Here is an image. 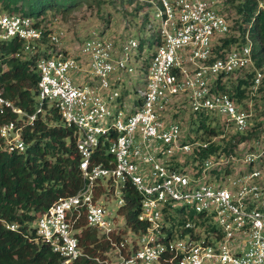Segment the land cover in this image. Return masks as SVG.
Listing matches in <instances>:
<instances>
[{
	"label": "built area",
	"instance_id": "1",
	"mask_svg": "<svg viewBox=\"0 0 264 264\" xmlns=\"http://www.w3.org/2000/svg\"><path fill=\"white\" fill-rule=\"evenodd\" d=\"M134 3L153 13L158 43L153 42L142 69L144 87L136 88L126 111L119 82L134 71L133 59H140L146 38L139 47V39L130 35L90 28L76 53L64 54L44 47L42 29L31 17L0 11V42L20 41L13 56H35L38 75L30 114L0 90V114L17 115L0 124V149L23 153L22 126L31 125L45 105L72 128L78 155V189L53 201L24 236L46 244L62 263L89 258L78 244L81 230L89 228L109 244L102 257H92L98 264H264V135L232 139L229 152L221 150L224 143L207 156L198 152L253 126V99L264 73L255 66L248 31L241 42L219 49L230 32L219 0ZM65 36L55 27L46 40L58 45ZM230 78L248 81L245 96L237 100L219 89ZM187 110L192 117L217 119L220 131L187 132ZM127 187L138 196L135 218L142 227L137 230L118 213ZM111 196L114 213L107 207ZM4 227L18 229L14 223Z\"/></svg>",
	"mask_w": 264,
	"mask_h": 264
},
{
	"label": "trees",
	"instance_id": "2",
	"mask_svg": "<svg viewBox=\"0 0 264 264\" xmlns=\"http://www.w3.org/2000/svg\"><path fill=\"white\" fill-rule=\"evenodd\" d=\"M90 1L97 6L103 2V0H0V9L7 13H20L31 17L34 25L41 27L42 43L49 49L54 45L47 42L46 35L55 27L48 28V26L40 25L46 13H65L83 2L90 5ZM110 1L116 2V0ZM117 1L126 6H132L135 13L142 10V6L138 3L132 4V0ZM219 1V11L224 14L222 6L225 3L224 8H226L229 0ZM233 2L235 3L231 6L239 15V20L235 21L234 27L229 29L236 30V34L229 32L221 39V46L218 48L227 50L233 43L241 42L247 30L255 66L261 68L264 73V0H261L263 8H257L255 0H233ZM146 19L147 15L142 14L140 24ZM109 25L108 20L98 27L104 31L109 28ZM145 40L148 41L147 46H151L154 41L158 43L157 36L152 34ZM138 42L141 47L143 38H139ZM20 49L21 42L17 39L0 42V90L1 95L17 109L30 114L35 108L38 75L35 71V56L28 58L13 56ZM143 62L142 69L147 64L145 60ZM245 74L248 80L251 75ZM247 80L238 78L230 81L227 87L220 85L219 89L237 97L238 100L245 96ZM262 84L263 86L258 88L257 96L253 99V107L256 111L253 126L245 134L231 135L226 141L218 140L220 144L214 141L204 149L198 148L201 157L213 153L221 147L222 143L224 144L221 150L229 152L232 139L236 142L243 139L252 141L264 135V78ZM43 108L44 113L37 114L31 125L22 126L21 136L25 143L23 153L6 152L0 149V264H98L92 257H102V253L109 248V244L101 237H97L93 229H82L78 237V244L82 246L89 258L78 257L68 263H62L60 258L40 240H28L24 236L28 225L53 201L58 197L74 194L80 185L73 130L61 124L59 115L53 107L47 108L43 105ZM179 113L183 114V111L180 110ZM16 118L15 113L6 110L0 114V124L15 121ZM185 127L187 132L197 133L198 130H203L210 136L220 131L218 126H202L201 123H198L194 129ZM123 198L124 204L119 207L118 213L121 214L126 225L137 230L142 227L135 218L138 196L133 188L127 187ZM185 220V217L180 218L179 223ZM4 223H14L18 229L16 231L6 229ZM79 225H83V219H80Z\"/></svg>",
	"mask_w": 264,
	"mask_h": 264
},
{
	"label": "rangeland",
	"instance_id": "3",
	"mask_svg": "<svg viewBox=\"0 0 264 264\" xmlns=\"http://www.w3.org/2000/svg\"><path fill=\"white\" fill-rule=\"evenodd\" d=\"M223 1V0H221ZM261 1V0H259ZM235 2L224 3L223 13L230 25L234 27L235 21L239 20V15L235 13L231 4ZM1 8V6H0ZM1 11V9H0ZM5 12V11H4ZM144 13L143 10H139L135 13L132 6H126L119 1L111 2L110 0H103V2L97 6L92 1L90 5L86 2L77 4L68 12H47L40 22L41 26L49 27H62L65 31V40L58 45L51 47L52 50H58L64 53L75 54L79 41L83 38L87 29L95 28L99 30L103 23L109 20V28L107 33L109 35H116L121 37L122 35H130L136 39L147 38L148 36L155 35L157 31L156 20L153 19V13L146 12L147 19L140 24V16ZM94 26V27H93ZM100 26V27H98ZM230 33L235 35L236 30L231 29ZM153 50V45H143L140 53V59H133L134 71L132 73L123 74L119 82L118 90L121 94L122 102L126 106L123 110L126 111L131 104L132 99L135 97L136 88L143 89V70L140 67L142 62H147L149 54ZM143 59V61H142ZM232 81V78H230ZM256 114V113H255ZM186 118L189 117V121L185 124L188 128H195L198 123L202 126L212 127L218 123L217 119H198L196 117L189 116V111L185 113ZM227 135L224 136V139ZM263 136V135H262ZM262 173H264V163L261 166ZM114 198L111 196L107 202V207L113 213L115 212ZM119 219H117L118 221Z\"/></svg>",
	"mask_w": 264,
	"mask_h": 264
}]
</instances>
